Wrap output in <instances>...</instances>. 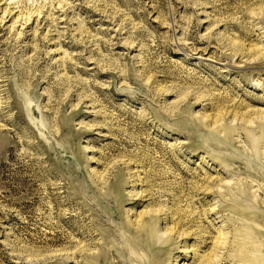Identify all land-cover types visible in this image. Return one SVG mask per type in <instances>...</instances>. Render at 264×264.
<instances>
[{
    "label": "rangeland",
    "instance_id": "obj_1",
    "mask_svg": "<svg viewBox=\"0 0 264 264\" xmlns=\"http://www.w3.org/2000/svg\"><path fill=\"white\" fill-rule=\"evenodd\" d=\"M236 252L264 264V0H0V264Z\"/></svg>",
    "mask_w": 264,
    "mask_h": 264
},
{
    "label": "bare ground",
    "instance_id": "obj_2",
    "mask_svg": "<svg viewBox=\"0 0 264 264\" xmlns=\"http://www.w3.org/2000/svg\"><path fill=\"white\" fill-rule=\"evenodd\" d=\"M241 193H240V196H234L231 199L232 200V203H233L231 207L235 208L236 209V213L239 214L240 219L241 220H244V218L247 217L248 215H253V212H251L249 210V205L246 206V204H245V203L250 202L251 199H252V197L250 195L249 196L248 195H243ZM226 207H228V206H226ZM257 217H258V215L252 217V219L253 218H257ZM204 242H206V241H204ZM217 244L219 245L218 246L219 250L223 248L222 247L223 246V241H219V242H217ZM236 244L238 245V248H240L241 246H243V242H241V241L240 242H236ZM217 256H218V253L215 254V257H217ZM230 258H231L230 260H233V261L235 260L237 262L241 260V261H247V262L249 261V264H252L253 263V260H251V257L249 255V253L240 255V253L237 254V252H236L235 254H232ZM209 262L212 263L210 260H209Z\"/></svg>",
    "mask_w": 264,
    "mask_h": 264
}]
</instances>
